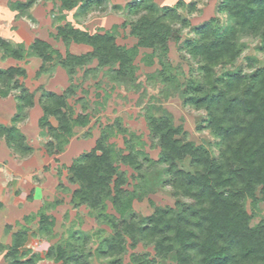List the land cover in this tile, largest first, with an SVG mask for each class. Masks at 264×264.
<instances>
[{"label":"trees","instance_id":"obj_1","mask_svg":"<svg viewBox=\"0 0 264 264\" xmlns=\"http://www.w3.org/2000/svg\"><path fill=\"white\" fill-rule=\"evenodd\" d=\"M34 1L16 2L15 8L24 12ZM59 1L64 9L78 6L80 11L100 7L104 2ZM176 4L180 6L183 2ZM189 6L190 10L195 7L194 4ZM128 9L139 14L131 23L130 32L137 39L131 48L117 44L110 32L90 34L66 23L57 27L56 38L65 45L87 44L89 51L83 54L65 51L62 55L46 41L35 39L28 46V54L43 62L56 57L69 76L77 67L95 59L98 68L106 66L107 72L118 82H132L137 48L165 54L168 40L177 38L188 21L177 12L176 6H158L152 0L130 1ZM218 11L227 17L224 26L210 19L195 29V37L185 41L187 54L198 67L194 76L178 85L184 104L205 111L206 128L218 139V154L213 156L203 145L186 140L181 135V127L174 126L168 115H150L147 122L159 149L157 159H140L143 152L132 144L128 145L126 153L117 151L107 143L111 134L108 130L68 168L70 181L77 184L72 199L96 211L113 230L97 248L101 256L122 254L128 240L131 247L138 243L152 246L160 264L164 261L264 264V218L252 224V212L246 209L247 201L264 202V66L249 73L240 69L218 72V68L232 66L240 56L239 40L243 36L257 38L260 50L264 51V0H221ZM0 50L3 58L24 56L22 45L12 44L2 37ZM24 73L20 66L0 69V93L5 95L9 89L18 92L17 113L11 125L0 124V138H4L8 147L28 154L31 147L16 125L18 114L33 105V93L18 81ZM162 75L165 79L173 77L169 71ZM70 91L67 88L58 94L43 90L39 96L42 110L39 125L55 141L54 145L51 141L46 143L49 151H59L72 135L73 126L85 123L83 113L72 117L73 110L67 102ZM185 159L189 169L180 166ZM120 164L131 167L141 179L144 167L161 166L165 175L161 181L170 186L174 205L156 206L151 214L137 216L132 209L137 192L124 187L126 177ZM107 202L116 215L106 213ZM40 225L43 231L49 232L46 216L42 215ZM24 233L25 230L16 232L8 247L0 243V251L5 249L7 264H34L33 259L22 260L19 254ZM46 257L62 264H88L83 247L76 242L49 247ZM132 259L137 264L156 262L152 259L151 263L145 255H133Z\"/></svg>","mask_w":264,"mask_h":264},{"label":"rangeland","instance_id":"obj_2","mask_svg":"<svg viewBox=\"0 0 264 264\" xmlns=\"http://www.w3.org/2000/svg\"><path fill=\"white\" fill-rule=\"evenodd\" d=\"M26 1L0 0V37L24 49L21 59L3 58L0 50V69L22 67L25 73L18 81L34 95L33 105L22 110L16 122L31 151L19 153L0 138V243L10 246L16 232L25 230L19 254L22 260L33 259L34 264H62L46 257L48 248L75 242L83 247L88 264H137L133 255H145L151 263L155 259L153 264H160L152 246L138 243L131 247L128 240L120 255L101 256L97 252L101 240L113 230L96 211L72 199L77 184L70 181L68 168L79 155L92 149L103 131L108 130L111 134L107 143L117 151L126 153L128 145L132 144L143 152L140 159H157L159 149L147 122L150 115H168L174 126L181 127V135L186 140L203 145L213 156L218 154V139L206 128L205 111L184 104L178 85L194 76L198 67L189 58L185 41L195 37V29L210 19L222 26L227 23L226 15L218 11L221 0H152L158 6H176L188 25L180 29L177 38L168 40L163 55L138 47L133 59V81L126 83L115 80L106 66L98 68L95 59L77 67L69 76L56 57L43 62L28 54V46L40 39L62 55L65 51L73 54L89 51L91 48L87 44L70 42L65 45L56 38L57 27L67 23L90 34L110 32L117 44L131 48L137 42L130 32L131 23L139 15L128 9V3L133 0H104L100 7L87 11H80L78 6L64 9L59 0H35L24 12L15 8L16 2ZM178 1L183 5L177 6ZM190 4H194L193 10ZM239 41L240 56L232 66L218 68V72L240 69L249 73L264 66V51L260 50L259 40L243 36ZM166 71L173 77L165 79L162 74ZM67 88L71 90L67 102L72 107V117L83 113L85 123L73 126L72 135L59 151H49L46 143L51 141L54 145L55 141L39 125L42 110L38 99L43 90L61 94ZM7 91L5 95L0 93V124L9 126L17 113L18 92ZM49 120L56 125L54 119ZM180 166L189 169L187 159L180 162ZM119 168L126 177L124 187L136 190L139 196L132 201L137 216L151 214L156 206L174 205L170 186L161 181L165 177L161 166L144 167L143 179L129 166L120 164ZM246 209L252 212V224L264 218L263 201L255 204L247 201ZM105 211L116 215L109 202ZM42 215L47 217L49 232L40 227ZM4 253L5 249L0 251V264H7ZM163 263L172 264L170 261Z\"/></svg>","mask_w":264,"mask_h":264},{"label":"crops","instance_id":"obj_3","mask_svg":"<svg viewBox=\"0 0 264 264\" xmlns=\"http://www.w3.org/2000/svg\"><path fill=\"white\" fill-rule=\"evenodd\" d=\"M29 196V195H28ZM30 198V197H29Z\"/></svg>","mask_w":264,"mask_h":264}]
</instances>
